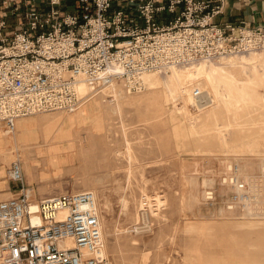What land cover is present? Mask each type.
Masks as SVG:
<instances>
[{"label":"rangeland","instance_id":"1","mask_svg":"<svg viewBox=\"0 0 264 264\" xmlns=\"http://www.w3.org/2000/svg\"><path fill=\"white\" fill-rule=\"evenodd\" d=\"M14 3L20 10L4 14L9 30L34 2ZM226 61L214 62L237 80L257 70L259 76L232 99L220 85L218 101L203 110L182 94L173 97L164 83H146L117 101L105 91L74 112L21 118L55 134L47 152L51 188L97 195L109 264H264V62H251L253 71ZM171 73L151 74L164 82ZM72 127H84L81 140L67 138ZM6 130L0 124V134L13 140L11 163L19 154L21 163L27 153L34 160V147ZM24 132L30 135L29 124Z\"/></svg>","mask_w":264,"mask_h":264},{"label":"built area","instance_id":"2","mask_svg":"<svg viewBox=\"0 0 264 264\" xmlns=\"http://www.w3.org/2000/svg\"><path fill=\"white\" fill-rule=\"evenodd\" d=\"M64 1H33L13 30L0 12V124L10 132L30 115L74 112L114 83L137 93L146 88L144 74L167 75L176 67L264 48V27L217 24L222 4L205 0H76L75 10L63 14ZM117 2L122 6L113 9ZM181 5L169 25L156 20L157 13H175ZM18 10L16 5L12 13ZM194 96H202L200 89ZM10 175L23 186L0 201V264H109L93 191L34 199L20 160Z\"/></svg>","mask_w":264,"mask_h":264},{"label":"crops","instance_id":"3","mask_svg":"<svg viewBox=\"0 0 264 264\" xmlns=\"http://www.w3.org/2000/svg\"><path fill=\"white\" fill-rule=\"evenodd\" d=\"M4 1L6 3H4ZM10 1V2H8ZM14 1L20 0H0V12L3 14H10L15 11L12 8L15 4ZM28 1V0H25ZM39 1V0H30ZM167 0H158V4H162ZM211 6L222 4V12L214 17V22L217 24L231 23L236 26L247 24L252 27H264V0H205ZM122 6L117 2L114 4L113 9H119ZM183 5L179 6L175 13L159 12L156 15V20L161 25H169L171 21L175 20L183 10ZM12 8V9H11ZM76 8V0H65L63 4V14L73 12ZM127 10L135 18V20L144 26L143 20L135 11ZM31 118L20 119L16 123L17 137L19 145H28L34 147L35 159L25 157L22 162V169L24 174V185L33 192L34 199H40L46 196L56 194V187H52L56 178L53 177V172L50 171L51 158L48 156V145L54 142L55 134L46 136L45 128L41 130L35 129V121L29 120ZM30 125L31 133L28 137H24L26 126ZM10 140L0 134V201L4 200L16 193H18L23 186V183L12 179L10 175V168L13 164L12 161V148L14 145ZM14 143H17L14 139ZM44 144L45 146H40ZM33 165L34 170L30 169L29 165ZM44 168L42 169V167Z\"/></svg>","mask_w":264,"mask_h":264},{"label":"bare ground","instance_id":"4","mask_svg":"<svg viewBox=\"0 0 264 264\" xmlns=\"http://www.w3.org/2000/svg\"><path fill=\"white\" fill-rule=\"evenodd\" d=\"M248 53H251V54L244 55L243 53L242 56H240V54L237 57L230 56L231 58L229 60H228L229 56H226V57H222L217 60L200 61L192 65L181 66L183 68L176 67L172 70L173 72L166 78V80L163 79L164 82L160 80L158 77L152 75L151 73L144 74L143 80L145 81V83L152 86V88L154 87V89H155V86L164 83L167 86L169 92L173 95V97L182 94L186 104L193 103L196 109L203 110L205 108L214 106V104L218 101L219 94H220V91H219L220 85L225 87L226 96L232 99V97H234L235 94L237 95L239 93H243L245 89L247 88V86H249V84L255 82L253 80L254 79L253 76L256 77L259 75L258 73H256L258 70L252 67L253 65L255 66L253 62L255 63L256 61H259L261 63L264 62V52L259 53V52L250 51L245 54H248ZM218 60L219 61L228 60L225 63H223L224 65L225 64L227 65L229 63L231 65H238L239 67H242L243 70L253 68L252 69L253 71L254 69L257 71L253 72L254 74L253 76L250 73L248 74L246 73L243 80H237L231 74V72L225 70V67H223L221 64L217 65V63L219 62H214ZM251 62L253 63V65L251 64ZM250 64L252 66H250ZM155 74H158V73H155ZM80 89L82 92L88 91V87L85 84H81ZM197 89H200V91L202 92V96L199 98L194 96V91ZM105 91H108V93H110L111 96H114L116 99L115 101H117V97L121 92L130 93V92L125 91L123 87L121 86V84L119 83H114L113 85L107 87ZM101 99L102 101L106 102L104 97H101ZM195 99L198 100L199 102H196ZM110 103L113 104L112 101ZM85 115L87 114H83L81 117ZM78 127H82V126L79 124ZM83 129L81 128L79 130H76L72 127L71 129L72 135L71 133H68V136L70 137H67V138L68 139L78 138L81 140L82 135H84L82 134ZM6 131L8 132V134L13 135L14 133H16L17 129L13 132H10L8 129ZM18 156L19 158L17 160L19 161L20 159L21 161L23 159V155L19 154ZM30 195L31 197H33L32 190L30 191ZM157 203L160 205V201H158V199H157ZM141 206L144 207L143 202ZM150 207L152 208L153 206L151 205ZM102 230H103V234H105L103 225H102Z\"/></svg>","mask_w":264,"mask_h":264}]
</instances>
